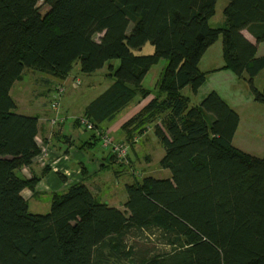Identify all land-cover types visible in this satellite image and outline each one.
I'll return each instance as SVG.
<instances>
[{
	"label": "trees",
	"instance_id": "trees-1",
	"mask_svg": "<svg viewBox=\"0 0 264 264\" xmlns=\"http://www.w3.org/2000/svg\"><path fill=\"white\" fill-rule=\"evenodd\" d=\"M218 1L0 0V264H264V156L233 146L240 116L217 92L194 106L183 94L187 87L197 94L206 83L200 61L222 37L219 70L244 78L254 101L264 104V90L255 85L264 70V56L257 55L264 0H228L225 26L214 28L209 21ZM148 43L153 54L133 53ZM163 59L156 88H145L148 72ZM76 63L87 75L109 64L114 79L74 120L75 128L84 127L82 119L95 127L78 150L94 148L108 134L105 124L148 100L121 126L118 142L129 145L127 157L110 150L100 169H112L121 186L129 176L127 200L122 208L100 203L96 195L104 191L95 194L75 181L45 193L49 213L32 214L23 193L37 196L41 177L24 171L42 153L39 116L18 114L10 92L26 70L65 81ZM59 86L67 88L56 86V94ZM65 124L64 118L50 126ZM149 130L164 152L159 167L169 176L139 180L132 153ZM42 144L51 161L52 143ZM154 232L170 250L146 243L137 249L131 242Z\"/></svg>",
	"mask_w": 264,
	"mask_h": 264
},
{
	"label": "rangeland",
	"instance_id": "rangeland-1",
	"mask_svg": "<svg viewBox=\"0 0 264 264\" xmlns=\"http://www.w3.org/2000/svg\"><path fill=\"white\" fill-rule=\"evenodd\" d=\"M228 0H219L216 4V14L213 18L210 19L209 23L214 28H221L225 26V18L223 10L227 5ZM45 9L44 11H46ZM100 36H96L95 39L98 41ZM223 38L220 37L218 41L210 48V50L205 55L203 62L201 64V70L204 72L208 70L209 66L215 64L217 61H222L223 57ZM154 47L151 44H146L141 50H133L135 55H149L153 54ZM259 56L264 55V42L260 43L259 47ZM111 64L117 67L119 61H112ZM167 61L160 60L158 64L154 65L147 76L143 81V86L147 89L154 90L157 86L161 74L166 67ZM35 76L26 75L22 81L18 82L13 89L12 97L14 100L20 101V107L17 110L18 114L26 116H40L51 119L55 116V113L51 109V103L54 100L56 95V84H59V80L53 78L47 74L34 72ZM112 71H110L109 64H107L102 70L97 71L94 74H83L80 71V64L76 63L74 65L73 71L70 75L69 81L66 83L67 90L62 95L60 102V116L66 119V124L64 127V133L68 136H72L77 141L81 137V140H88L95 133L94 131H89L85 127L75 128L73 126L74 120L78 117H81L83 111L87 104L97 98L102 94L108 86L113 82V77L110 76ZM228 74L223 73H213L207 75L206 83L200 88L197 94H193L192 90L187 87L183 90V94L191 98V105H199L207 95L215 91L217 92L230 106L233 105L235 108H232L240 116V125L236 134L233 138V146L237 149L248 153L252 156L262 158L264 156V104H260L254 101L252 93L250 91L249 85L244 78H239L233 72H229L231 75L229 78L226 76ZM38 78V81L35 79ZM46 77L51 79V84L45 83L44 78ZM80 81V86L77 90H74L70 87L69 84L76 83ZM60 85V84H59ZM255 85L261 91L264 90V71L259 74V78L256 77ZM58 86V85H57ZM21 92L22 97H19V92ZM40 93V94H39ZM20 98V99H19ZM151 98H149L150 100ZM148 100H146L147 103ZM231 103V104H230ZM140 104L132 105L129 107L130 114L134 111H138ZM145 105V104H144ZM135 115V114H134ZM121 116V115H120ZM106 130V129H105ZM107 133V130H106ZM108 135L112 136L117 141L123 139H117L115 135H111L108 132ZM148 140L144 141V146L148 150L149 160L145 159L143 153H141V158L139 163L134 162L133 166L136 170H139L142 175H140L139 180L143 176H153L155 178H162L163 172L158 165V159L161 158L162 151L158 146L152 145L150 139L156 140L155 133L153 130H149L145 136ZM137 146L141 145L136 144ZM90 154H95L96 157L102 158L103 154L106 156L110 149L104 148L103 140L97 142L96 146L92 148ZM150 162L151 165L148 167L147 163ZM110 163V162H109ZM107 170V171H111ZM163 170V169H162ZM124 172L127 171V168L123 169ZM127 175V174H126ZM123 184L130 183L131 179L129 176L122 178ZM122 187V186H121ZM97 200L100 203L105 201V194L100 196L96 195ZM28 205L29 211L32 214H47L50 211L51 199L49 194L40 195L39 198H29ZM122 199L121 201H118ZM118 200H116L115 206L121 208L124 206L127 196L126 192L120 191L118 188ZM110 202V201H107ZM155 235L151 233H145L139 237L137 240H131L133 243H137V249L143 248L146 244H149V247L155 248H164V250H170L169 246H165L162 238L158 237V234L154 232ZM146 243V244H145ZM144 244V245H143ZM141 248V249H142ZM140 249V250H141ZM113 262V261H112ZM121 264H128V262H122Z\"/></svg>",
	"mask_w": 264,
	"mask_h": 264
},
{
	"label": "crops",
	"instance_id": "crops-1",
	"mask_svg": "<svg viewBox=\"0 0 264 264\" xmlns=\"http://www.w3.org/2000/svg\"><path fill=\"white\" fill-rule=\"evenodd\" d=\"M243 34L250 42L252 43L256 42L254 36L251 33H249L248 30H244ZM257 47H258L257 55L259 56L258 53H259L260 44H258ZM210 48L207 50V52L210 50ZM207 52L204 54L203 58L200 61V65H199L200 67H201L203 59L205 55L207 54ZM260 56H264V55H260ZM224 63H225L224 58L222 57V61H217L215 64L209 66V68H207L208 70L204 72L207 73V75L213 74V73L217 74L220 72L223 74H228L226 76L231 78L230 77L231 75H229V72L231 71L219 70L224 66ZM27 74L31 76H35L34 75L35 73L32 70H26L24 72V76H26ZM42 78H44L45 83H48L49 85L52 83L51 79L46 78V77H42ZM257 78H259V76ZM35 79L38 81L37 77H35ZM69 79H70V76L65 81H59L58 83L66 84L69 81ZM77 81L80 83L79 80ZM18 82H16L13 86L10 92L11 96H12L13 89L15 88ZM74 83L75 82L73 81V83L69 85L72 89L77 90L80 85L75 86ZM59 84H56V86ZM19 97H22L21 92H19ZM15 102L19 109L20 103H22V100L20 99L19 103L16 100ZM144 104H146V100L143 101L139 105L138 111H134L133 113L130 114V112L128 111L129 109L126 110L123 114H121V116L117 118L115 122L108 124V125L105 124L104 129L110 132L111 135H115L117 139H124V135L122 134V131H121V126L128 119L134 116V114L139 112L145 106ZM231 106L236 109V107H234L233 105ZM49 120L50 119H47L46 117L40 118L39 116L38 142L39 144H41L44 142V140H46L52 143L53 146H52L51 157H50L51 161H49L50 163H47L46 165L45 164L40 165L35 162V164L29 167L27 172L24 171L27 174V176H30V177L37 176V177H41V179L34 190L37 196H34L30 190H25L23 194L26 197H29L31 199L39 198L40 195H43L47 192L63 191L68 187L70 183H73L75 181H84V183L91 189L93 193L98 194L100 191L101 192L104 191L106 193L105 201H110L107 203L110 206H115L114 203H116V200H118V188L120 187V191L123 192L125 184H123L121 187V183L117 181L116 179H114V172L111 173L110 171L105 172L104 170H100L101 167L105 165L106 162L108 163L107 155L104 156L103 154L102 158H100V157H96L94 153L90 154L89 151L91 149L88 151L78 150L76 145H80L81 141H83L81 140V137L78 138L76 141L75 138H73L72 136H68L64 133L65 125L52 128L50 126ZM64 136L69 137L70 143L67 142L68 140L64 139ZM61 138H63V140ZM147 138L143 137L141 140V145L140 146L136 145L135 152L132 153V159L134 162L137 161V164L139 163L140 157H142L143 155L145 159H148V160L150 159L148 157L149 154H147L148 150L144 146L145 144L144 141L146 140L149 141V139ZM150 141L152 145L158 146L159 149L162 151V154H161V158H162L164 156V152H163L162 147L160 146L158 139L156 140L150 139ZM141 153H143L142 156H141ZM161 158L158 159V165H159ZM150 165L151 163L148 162L147 166L149 167ZM47 167H49V171L45 173L44 170ZM160 172H163V175L166 177L169 176V172L167 170L161 169ZM121 200L122 199H119L118 201H121ZM115 207H118V206H115Z\"/></svg>",
	"mask_w": 264,
	"mask_h": 264
},
{
	"label": "built area",
	"instance_id": "built-area-1",
	"mask_svg": "<svg viewBox=\"0 0 264 264\" xmlns=\"http://www.w3.org/2000/svg\"><path fill=\"white\" fill-rule=\"evenodd\" d=\"M75 86H79L80 83L76 82L74 83ZM66 88L65 86H59L57 88V94L54 97L53 102L51 103V109L55 113V117L50 120L51 125H55L58 121L62 122L64 120L63 117L60 116V108H61V102L60 99L62 95L65 93ZM81 124L89 131H94L95 127L93 124H91L89 121L82 119ZM103 146L104 148H108L111 150V152L118 158V159H125L128 155V151L130 149L129 145L125 142H118L114 138L110 137L108 134L103 135ZM40 147L42 148V153L39 157L36 159V163L40 165H46L47 163H50L48 159V149L45 147L42 143L40 144Z\"/></svg>",
	"mask_w": 264,
	"mask_h": 264
}]
</instances>
